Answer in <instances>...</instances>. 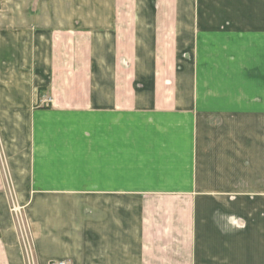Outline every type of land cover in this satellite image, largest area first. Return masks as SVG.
Segmentation results:
<instances>
[{
  "label": "crops",
  "instance_id": "0c3cea01",
  "mask_svg": "<svg viewBox=\"0 0 264 264\" xmlns=\"http://www.w3.org/2000/svg\"><path fill=\"white\" fill-rule=\"evenodd\" d=\"M263 43L264 0H0V264L10 186L36 264H264Z\"/></svg>",
  "mask_w": 264,
  "mask_h": 264
},
{
  "label": "rangeland",
  "instance_id": "374dc122",
  "mask_svg": "<svg viewBox=\"0 0 264 264\" xmlns=\"http://www.w3.org/2000/svg\"><path fill=\"white\" fill-rule=\"evenodd\" d=\"M227 42L228 40L224 42L219 41L218 43H216V45H213L214 57H215L214 66L216 69L218 68L223 69L222 67L227 69L228 65L232 63L233 67L237 69L238 75L236 76L237 73H234L233 70L232 71L230 70L227 74L223 76L222 82L224 83L228 82L233 85L244 84L248 91L254 89V86L257 84L255 81V75L253 74L255 70V61H254L253 53L252 54L249 53V52H253L254 50V39L251 38L249 39V41H247L249 43L240 45L239 51L235 49L233 50L235 45H231L230 43ZM262 46H264V43ZM236 48L239 47L236 45ZM245 55H249V56L243 59V56ZM217 60L219 63L217 62ZM263 88H264V79H263ZM234 90L236 89L234 88ZM247 95H249V93H247ZM7 179L10 183L11 182L10 178L7 177ZM11 192H12L13 201L21 208L22 215L19 219L21 220L22 224L20 228L18 227L17 234L20 241H22L21 239L24 237L23 236L24 233L26 238H28V233H26L28 230L26 231V229H28L29 224L25 214L26 206L18 203V201L15 199L13 188H11Z\"/></svg>",
  "mask_w": 264,
  "mask_h": 264
},
{
  "label": "built area",
  "instance_id": "2783aa9c",
  "mask_svg": "<svg viewBox=\"0 0 264 264\" xmlns=\"http://www.w3.org/2000/svg\"><path fill=\"white\" fill-rule=\"evenodd\" d=\"M11 188H12L11 186L10 188H8L9 194H10L9 212H10L12 221L16 227V230H18V227L20 228L22 224L21 220L19 219L22 214H21V208L13 201ZM27 230L28 229H26V231ZM26 233H28V238H26L25 233H24L23 234L24 237L21 239L22 241H20L22 248H23V252H24V258H25L26 264H36L35 256L33 254V244H32L31 237L29 235V231H27ZM50 264H64V263L52 262Z\"/></svg>",
  "mask_w": 264,
  "mask_h": 264
}]
</instances>
